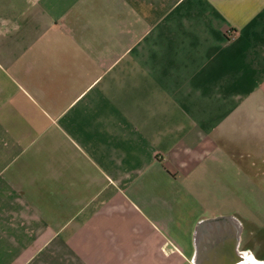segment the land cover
Wrapping results in <instances>:
<instances>
[{
  "label": "crops",
  "instance_id": "1",
  "mask_svg": "<svg viewBox=\"0 0 264 264\" xmlns=\"http://www.w3.org/2000/svg\"><path fill=\"white\" fill-rule=\"evenodd\" d=\"M0 264H264V0H0Z\"/></svg>",
  "mask_w": 264,
  "mask_h": 264
}]
</instances>
